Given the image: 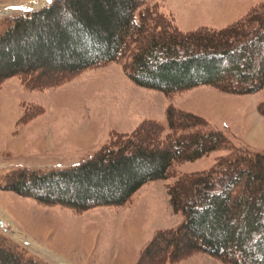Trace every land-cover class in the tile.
Returning <instances> with one entry per match:
<instances>
[{
  "label": "trees",
  "instance_id": "trees-1",
  "mask_svg": "<svg viewBox=\"0 0 264 264\" xmlns=\"http://www.w3.org/2000/svg\"><path fill=\"white\" fill-rule=\"evenodd\" d=\"M145 5V0H55L14 18L0 34V64L8 60L9 67L0 85L15 75L41 72L34 63L22 67L21 55L69 49L77 61L65 66L66 74L119 62L138 86L166 94L203 84L238 95L264 87V6L236 26L182 34ZM166 115V123L148 120L137 131L117 134L80 165L15 170L4 177L3 189L79 211L122 206L146 183L166 179L174 163L231 150L216 167L171 186L170 203L183 222L158 232L138 264L157 255V263L168 264L196 252L228 264H264V153L235 148L214 129L187 132L195 127L189 114L169 109ZM0 264L42 263L3 244Z\"/></svg>",
  "mask_w": 264,
  "mask_h": 264
},
{
  "label": "rangeland",
  "instance_id": "rangeland-1",
  "mask_svg": "<svg viewBox=\"0 0 264 264\" xmlns=\"http://www.w3.org/2000/svg\"><path fill=\"white\" fill-rule=\"evenodd\" d=\"M53 1L33 8L25 0H0L1 9L11 10L0 16V34L14 18ZM145 1L182 34L236 26L264 6V0ZM117 11L123 13L120 7ZM60 23L64 28L65 22ZM70 55L69 49L54 50L51 56L21 55L22 67L34 63L41 72L15 75L0 85V245L9 244L42 264H138L158 232L183 222L170 203L171 186L216 167L231 150L174 163L166 179L146 183L122 206L83 211L4 190V177L24 167L47 172L80 165L117 134L137 131L148 120L166 123L169 109L192 117L188 123L195 127L187 132L214 129L235 148L264 153V87L238 95L203 84L166 94L138 86L119 62L66 74L65 66L77 61ZM6 62L0 64V74L9 69ZM145 258V264H159V255L149 262ZM168 264L228 263L196 252Z\"/></svg>",
  "mask_w": 264,
  "mask_h": 264
},
{
  "label": "bare ground",
  "instance_id": "bare-ground-1",
  "mask_svg": "<svg viewBox=\"0 0 264 264\" xmlns=\"http://www.w3.org/2000/svg\"><path fill=\"white\" fill-rule=\"evenodd\" d=\"M26 2V5L29 4L31 7L33 8H39L41 6H43L45 0H25ZM12 8V7H11ZM13 10H15V8H13ZM11 10L10 9H1L0 8V16L1 14H8ZM2 213H0V216H1ZM3 215V214H2ZM2 218V217H1ZM5 220H7V218L4 217ZM16 233V232H15ZM19 234L16 235V237L18 236ZM19 237V236H18ZM19 239V238H18ZM23 239V238H22ZM34 243V242H33ZM34 248L38 249V250H41L42 252L44 253H47L45 251H43V248H41L40 246L38 245H35L33 244ZM52 255V254H50ZM52 257H55V256H52ZM61 261V260H60ZM63 262V261H62Z\"/></svg>",
  "mask_w": 264,
  "mask_h": 264
},
{
  "label": "water",
  "instance_id": "water-1",
  "mask_svg": "<svg viewBox=\"0 0 264 264\" xmlns=\"http://www.w3.org/2000/svg\"><path fill=\"white\" fill-rule=\"evenodd\" d=\"M0 226H1V227H3V226H4V224H3V222H2V221H0Z\"/></svg>",
  "mask_w": 264,
  "mask_h": 264
}]
</instances>
